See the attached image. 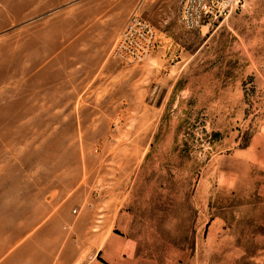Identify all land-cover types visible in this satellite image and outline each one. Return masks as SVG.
<instances>
[{"label": "rangeland", "instance_id": "obj_1", "mask_svg": "<svg viewBox=\"0 0 264 264\" xmlns=\"http://www.w3.org/2000/svg\"><path fill=\"white\" fill-rule=\"evenodd\" d=\"M181 7L0 0V264H264V0Z\"/></svg>", "mask_w": 264, "mask_h": 264}, {"label": "built area", "instance_id": "obj_2", "mask_svg": "<svg viewBox=\"0 0 264 264\" xmlns=\"http://www.w3.org/2000/svg\"><path fill=\"white\" fill-rule=\"evenodd\" d=\"M180 23L184 30L193 31L205 21L223 19L242 8L244 0H181ZM135 34L136 50L131 58L140 62L152 50L153 31L149 24L133 17L125 26L121 42L114 48V55L120 54L123 42Z\"/></svg>", "mask_w": 264, "mask_h": 264}]
</instances>
